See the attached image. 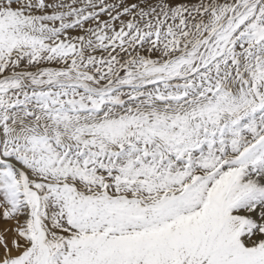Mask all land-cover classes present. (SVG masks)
I'll list each match as a JSON object with an SVG mask.
<instances>
[{
    "label": "snow or ice",
    "instance_id": "1",
    "mask_svg": "<svg viewBox=\"0 0 264 264\" xmlns=\"http://www.w3.org/2000/svg\"><path fill=\"white\" fill-rule=\"evenodd\" d=\"M0 264H264V0H0Z\"/></svg>",
    "mask_w": 264,
    "mask_h": 264
}]
</instances>
